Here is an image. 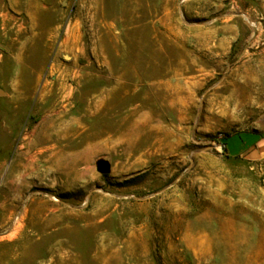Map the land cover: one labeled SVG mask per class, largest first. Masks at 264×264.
I'll use <instances>...</instances> for the list:
<instances>
[{
    "label": "rangeland",
    "instance_id": "1",
    "mask_svg": "<svg viewBox=\"0 0 264 264\" xmlns=\"http://www.w3.org/2000/svg\"><path fill=\"white\" fill-rule=\"evenodd\" d=\"M0 264H264V0H0Z\"/></svg>",
    "mask_w": 264,
    "mask_h": 264
},
{
    "label": "water",
    "instance_id": "2",
    "mask_svg": "<svg viewBox=\"0 0 264 264\" xmlns=\"http://www.w3.org/2000/svg\"><path fill=\"white\" fill-rule=\"evenodd\" d=\"M110 163L106 160H99L97 162V170L102 174H108L110 172Z\"/></svg>",
    "mask_w": 264,
    "mask_h": 264
},
{
    "label": "crops",
    "instance_id": "3",
    "mask_svg": "<svg viewBox=\"0 0 264 264\" xmlns=\"http://www.w3.org/2000/svg\"><path fill=\"white\" fill-rule=\"evenodd\" d=\"M256 143H257V139L255 140L254 143H251V145L249 146V148L253 147ZM249 148H248V149H249ZM242 152H243V151H242ZM242 152H241V153H242ZM241 153H239V154H241ZM239 154H237V155H239Z\"/></svg>",
    "mask_w": 264,
    "mask_h": 264
},
{
    "label": "trees",
    "instance_id": "4",
    "mask_svg": "<svg viewBox=\"0 0 264 264\" xmlns=\"http://www.w3.org/2000/svg\"><path fill=\"white\" fill-rule=\"evenodd\" d=\"M229 137V136H228ZM257 139V138H256ZM225 141V140H224ZM224 141H221V143L223 144L224 148L227 149V144L224 142Z\"/></svg>",
    "mask_w": 264,
    "mask_h": 264
},
{
    "label": "bare ground",
    "instance_id": "5",
    "mask_svg": "<svg viewBox=\"0 0 264 264\" xmlns=\"http://www.w3.org/2000/svg\"><path fill=\"white\" fill-rule=\"evenodd\" d=\"M82 118H83V117H82ZM83 119H85V118H83ZM83 119H82V120H83ZM74 122H75V121H74ZM54 125H55V124L52 122V123H51V127H54ZM65 128H66V127H65ZM67 139H68V138H67ZM61 154H62V152H61ZM65 160H66V159H65ZM64 163H65V162H64ZM7 236H8V235H7Z\"/></svg>",
    "mask_w": 264,
    "mask_h": 264
}]
</instances>
